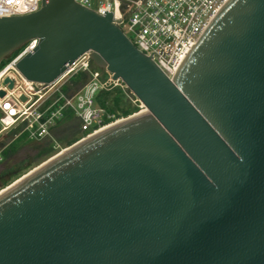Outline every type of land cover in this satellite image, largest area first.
<instances>
[{
	"label": "water",
	"instance_id": "water-1",
	"mask_svg": "<svg viewBox=\"0 0 264 264\" xmlns=\"http://www.w3.org/2000/svg\"><path fill=\"white\" fill-rule=\"evenodd\" d=\"M34 38L27 79L89 52L145 111L0 194V264H264V0H228L171 78L76 0L0 17V63Z\"/></svg>",
	"mask_w": 264,
	"mask_h": 264
},
{
	"label": "built area",
	"instance_id": "built-area-1",
	"mask_svg": "<svg viewBox=\"0 0 264 264\" xmlns=\"http://www.w3.org/2000/svg\"><path fill=\"white\" fill-rule=\"evenodd\" d=\"M76 1L101 14L112 12L113 19L133 44L171 78L228 0ZM42 3L43 0H0V17L32 13L39 10ZM37 41L30 39L19 47L0 69V74L3 72L0 89L5 91L0 96V135L16 129L31 140L49 138L56 142L54 127L70 113L79 121L83 132L80 139L115 120L114 114L97 104L96 98L101 91L119 87L128 98L140 102L121 79H113L110 72L97 67L89 52L68 64L53 82L27 79L16 63L36 46ZM77 72L85 73L87 79L70 90L67 82ZM5 77L13 80L12 88L4 83Z\"/></svg>",
	"mask_w": 264,
	"mask_h": 264
},
{
	"label": "rangeland",
	"instance_id": "rangeland-1",
	"mask_svg": "<svg viewBox=\"0 0 264 264\" xmlns=\"http://www.w3.org/2000/svg\"><path fill=\"white\" fill-rule=\"evenodd\" d=\"M128 36L131 35L126 31ZM9 57L2 60L0 63V69L7 63ZM93 68L94 65H92ZM80 73L73 74L68 82L67 86L70 90L75 89L81 85V83L87 79V75L84 73V77L80 78ZM104 74V72H103ZM64 87L65 90L68 88ZM117 88H112L109 91L113 94L116 93ZM127 103L133 107L137 106V110L132 111L129 114L143 110L140 102L127 98ZM115 120L119 121L127 115H121L120 113H114ZM125 116V117H124ZM122 117V118H120ZM114 121V120H113ZM78 126V128H76ZM83 134L79 128V121L72 114L67 113L66 117L60 120L54 127L53 135L56 138V142L49 138L41 140H31L26 133L19 134L16 129L5 131L0 135V192L5 188L18 181L23 176L27 175L39 165L53 158L62 150H66L67 145L73 142H69L70 139L78 138ZM75 140V141H76Z\"/></svg>",
	"mask_w": 264,
	"mask_h": 264
},
{
	"label": "trees",
	"instance_id": "trees-1",
	"mask_svg": "<svg viewBox=\"0 0 264 264\" xmlns=\"http://www.w3.org/2000/svg\"><path fill=\"white\" fill-rule=\"evenodd\" d=\"M84 73H80V78H82V76ZM116 93L112 95V93L110 91H101L98 95H97V104L104 107L107 112L114 114V113H120L121 115H128L129 113H131L132 111L137 110V106H133L131 107L127 101H128V97L125 95V93L119 88L117 87L116 89ZM125 117V116H124ZM122 118V117H120ZM78 128V126L76 127ZM76 139H70L69 142H73ZM73 144V143H72ZM69 146V145H67Z\"/></svg>",
	"mask_w": 264,
	"mask_h": 264
},
{
	"label": "bare ground",
	"instance_id": "bare-ground-1",
	"mask_svg": "<svg viewBox=\"0 0 264 264\" xmlns=\"http://www.w3.org/2000/svg\"><path fill=\"white\" fill-rule=\"evenodd\" d=\"M2 73H3V72H2ZM2 73H1V74H2ZM1 74H0V75H1ZM141 106H143V105L141 104ZM143 107H144V106H143ZM143 111H145V107L143 108V110H141V112H143ZM128 116H129V115H128ZM128 116H127V117H128ZM125 118H126V117H125ZM123 119H124V118H123ZM123 119H121V120H123ZM119 121H120V120H119ZM119 121L114 120V121H111V122H109V123H107V124L101 126V127L98 128L96 131H94L93 133L89 134L88 136H86V137H84V138H80V139H78V140H77L76 142H74L72 145H74V144H76V143H78V142H81L82 140H85L86 138L92 136L93 134H95V133H97V132H99V131H101V130H103V129H105V128H107V127L113 125V124H115L116 122H119ZM72 145H69L68 147H66V150H68ZM66 150L63 151L62 148H61V153L57 154V155L54 156L53 158H55V157L59 156L60 154L64 153ZM53 158L51 157L50 159H48L47 161H45L44 163H42L41 165H39L36 169H38L40 166H42L43 164H45L46 162H48L49 160H51V159H53ZM36 169H34L33 171H35ZM33 171H31L30 173H32ZM30 173H28L27 175H29ZM27 175L23 176L22 178L26 177ZM22 178H20L18 181H20ZM18 181L14 182L12 185H14L15 183H17ZM12 185H10L9 187H7V188H5L4 190H2V191L0 192V194H1L2 192H4L6 189L10 188Z\"/></svg>",
	"mask_w": 264,
	"mask_h": 264
}]
</instances>
